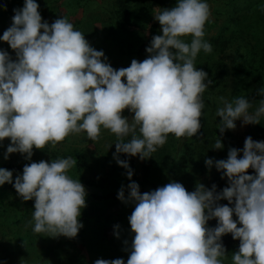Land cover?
<instances>
[{"label":"clouds","instance_id":"9594fccd","mask_svg":"<svg viewBox=\"0 0 264 264\" xmlns=\"http://www.w3.org/2000/svg\"><path fill=\"white\" fill-rule=\"evenodd\" d=\"M38 9L35 0H24L0 36L17 57L13 61L0 50V141L11 140L5 159L16 152L30 159L33 147L43 149L50 142L55 147L73 133L86 132L96 141L103 127L115 134L114 159L128 169L131 180L133 172L118 154L147 159L169 134L191 138L199 132L203 94L212 83L195 64L201 50H213L204 39L211 17L206 0H177L171 9H158L154 19L162 34L152 37L148 58L133 59L129 67L118 70L67 17L49 25L42 22ZM189 35L190 43L183 39ZM257 95L264 97V87ZM219 101L223 106L216 110L221 118L216 127L221 134L234 130L237 120L258 124L264 116V98L254 112L249 111L253 100L245 96L231 101L221 96ZM124 109L134 113L131 122L122 116ZM222 147L216 139L213 148ZM240 151L230 148L226 160L215 162L228 180L219 193L215 185L209 190L197 184L189 192L181 183L170 182L141 194L139 185L131 182L126 199L122 186L117 199L135 204L128 217L134 238L127 264H224L227 255L221 238L229 233L239 240L232 264H264V141L247 137L238 158ZM76 164L72 156L32 162L14 183L12 171L0 168V185L12 184L23 201L34 199L29 221L34 222V233L74 238L83 227L78 217L86 206V190L69 175ZM205 164L210 168L213 160L206 159ZM249 168L255 175L247 174ZM222 199L228 204L217 203ZM213 218L217 225L207 227ZM94 264L125 262L97 259Z\"/></svg>","mask_w":264,"mask_h":264},{"label":"rangeland","instance_id":"374dc122","mask_svg":"<svg viewBox=\"0 0 264 264\" xmlns=\"http://www.w3.org/2000/svg\"><path fill=\"white\" fill-rule=\"evenodd\" d=\"M120 1L129 4L130 13L146 24L142 29L144 34L148 33L147 29L153 21L157 22L154 14L158 9H171L177 4V0H35L36 3L46 4L56 19L67 17L73 25L77 22L76 30L84 34L92 48L103 51L106 62L117 70L125 68L123 57H129L125 51L124 35L112 36L108 25L112 16L116 15L115 11L119 10ZM206 2L210 5L211 17L205 24L204 39L212 45L213 50L211 53L201 50L195 64L198 70L207 73L208 78L217 71L222 74V78L218 84L208 86L203 94L205 108L200 117L201 128L198 132L202 136L192 142L182 143L173 164L169 160L161 161V157L171 151L168 135L167 142L147 158L152 164L149 177H142V172L136 171L135 176L129 180L117 168L118 164L114 159L115 134L102 127L100 138L96 141L88 139L86 132L73 133L55 147L51 142L43 149L33 147L30 159L25 158L27 154L19 152L8 154L5 159L11 140L4 138L0 141V166L4 163H38L41 160L50 163L68 156L77 159L79 154H83L85 165L79 170L74 166L69 170V175L78 179L83 187L93 193L112 191L122 186L128 189L131 182H136L139 189L147 191H154L170 182H178L189 192L194 191L197 184H203L209 190L215 185L216 192H221L228 186V180L223 176V170L216 169L215 162L226 160L230 148L241 150L238 153V158H241L247 137H251L253 141H264V116H261L258 124L245 125L237 120L236 128L226 129L223 134L216 127L221 119L216 116V110L223 106L219 97L223 96L231 101L237 96H245L253 100L250 112H254L259 107L260 99L264 98L257 95V90L264 87V84L258 85L252 80L250 82L248 75L249 71H255L264 48V0ZM23 6L24 0H0V36L11 26L13 10ZM3 18L8 26H4ZM161 34L159 26L157 35ZM183 39L190 43L192 37L189 35ZM9 49V57L15 61V50L7 42L0 40V50ZM118 52L121 54L117 55ZM133 115L128 109L122 112V116L127 117L130 122ZM216 139L221 140V149L213 148ZM206 159L213 160L210 168L205 164ZM12 174L14 181L23 172L12 171ZM247 174L255 175V170L249 168ZM85 202L86 206L81 209L78 217L83 227L76 237L36 234L32 231L34 222L29 224L34 211V199L23 201L9 183L0 185V264H94L97 259L118 258H122L127 264L134 238L128 217L135 204L97 201L91 197H85ZM217 203L226 205L228 201L222 199ZM228 206L233 207L234 203ZM233 219L236 220L237 217L233 215ZM116 225L119 228H115ZM233 253L235 252L226 250L227 259L224 264H232Z\"/></svg>","mask_w":264,"mask_h":264},{"label":"trees","instance_id":"16d2710c","mask_svg":"<svg viewBox=\"0 0 264 264\" xmlns=\"http://www.w3.org/2000/svg\"><path fill=\"white\" fill-rule=\"evenodd\" d=\"M38 4H39L38 11L40 12V14L42 16V22L47 21L49 23V25H51L56 20L55 16L53 15L52 12H50V10L47 8L46 4L42 3L43 4L42 7H41V5H42L41 3H38ZM129 9H130L129 4H127L123 1H120L119 10L116 9L117 10V11H115L116 15L112 16V19L108 22L110 34L112 36L117 35V34H122V35H124L123 38H125V40H126V50L125 49L124 50L127 52L129 57H123V61L126 65L125 68L130 66L131 61L133 59H136L137 61L142 62L144 59L148 58L149 54L146 52V48L150 46L152 37L157 35V33L159 31V26H160L158 21L157 22L153 21L147 29L148 33L144 34L142 29L144 28V26L146 24L144 22L139 21L140 19L136 15L134 16L133 13H130ZM2 22L5 23L4 26L9 25L8 23H6L5 18L2 19ZM76 25H77V22H75V24H74L75 30H76ZM6 52L8 53V55L11 54L10 49L7 50ZM116 54L120 55L121 53L118 52ZM116 54H114V55L116 56ZM248 75L250 77V82L252 80L253 83H254V81H256V83H258V85L264 84V48H263L261 57L259 59V63L257 65V67H255V71H253L252 73H251V71H249ZM221 78H222V74L219 71H217L216 73L211 75L209 78L207 77L208 80L212 81V83L209 84L208 86L214 85L216 83L218 84L221 81ZM122 80H124L126 82L125 78H122ZM205 82L207 83V80ZM199 136L201 137L202 134L197 133L196 135L192 136L191 138H187V137L176 138L174 135L169 134L170 140H169L168 146L171 147V149H170L171 151H169V154H171V156L169 154L166 155L165 157L162 156L161 161L162 160H164V161L169 160L170 164H173L174 158H175L177 152L182 147V143L192 142V141L196 140L197 137H199ZM118 158L120 160L127 161L129 168L133 172L132 177L135 176L136 171L142 172V177H149L152 164L148 159L141 160L138 155L133 157V156H129V155L124 154V153L119 154ZM76 161H77L76 168L79 170L85 165V159H84L83 154H79L77 156ZM27 164H30V162L17 163V164L4 163L0 166V168H4L7 170H11V171L23 172V168ZM117 168L121 169V171H123L125 173V175L127 176L128 169H125L119 165L117 166ZM171 169L172 168L170 167L169 172H171ZM166 172L167 171H165V173ZM14 182H15V180L13 181V183ZM9 185L11 187H13L12 184L9 183ZM120 189H121V187L116 188L112 191H101L98 193H93V192L88 191V189L85 188V190H86V196L85 197H91L97 201H108L109 200V201H117L121 204H126L125 202H122L121 200L117 199V194H118V191ZM139 191L141 194H143L145 192H149V191L144 190V189H139ZM124 193H125V198L127 199L129 190L127 188H124ZM216 225H217V220H216V218H213V219H210L207 221L206 226L209 228H214ZM237 226L239 227L240 225L238 224ZM221 241H222L223 246L225 247V250L230 251V252H237L238 251L239 240L238 239L233 240L232 235L230 233L222 236Z\"/></svg>","mask_w":264,"mask_h":264}]
</instances>
